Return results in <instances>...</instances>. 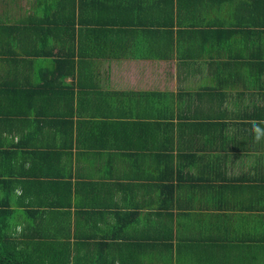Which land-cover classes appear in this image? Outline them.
<instances>
[{"label":"crops","instance_id":"obj_1","mask_svg":"<svg viewBox=\"0 0 264 264\" xmlns=\"http://www.w3.org/2000/svg\"><path fill=\"white\" fill-rule=\"evenodd\" d=\"M253 123L264 0H0V226L23 264H264Z\"/></svg>","mask_w":264,"mask_h":264},{"label":"trees","instance_id":"obj_2","mask_svg":"<svg viewBox=\"0 0 264 264\" xmlns=\"http://www.w3.org/2000/svg\"><path fill=\"white\" fill-rule=\"evenodd\" d=\"M1 211L2 210H0V218ZM29 232L30 231L28 230V233L26 232L23 236H31ZM38 235L46 236L45 233H41ZM13 237H15V234L12 232V230L8 229L6 225L0 226V264H23L22 261H20L16 256V248L18 246L16 241L11 240L13 239ZM4 241H6V245H3Z\"/></svg>","mask_w":264,"mask_h":264},{"label":"clouds","instance_id":"obj_3","mask_svg":"<svg viewBox=\"0 0 264 264\" xmlns=\"http://www.w3.org/2000/svg\"><path fill=\"white\" fill-rule=\"evenodd\" d=\"M253 129L256 133V140L259 141L262 137H264V129H261L257 124L253 123Z\"/></svg>","mask_w":264,"mask_h":264}]
</instances>
